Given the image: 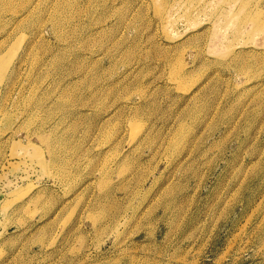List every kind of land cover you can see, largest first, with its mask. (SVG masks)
<instances>
[{
  "label": "rangeland",
  "instance_id": "374dc122",
  "mask_svg": "<svg viewBox=\"0 0 264 264\" xmlns=\"http://www.w3.org/2000/svg\"><path fill=\"white\" fill-rule=\"evenodd\" d=\"M156 1L0 0V264H264V0Z\"/></svg>",
  "mask_w": 264,
  "mask_h": 264
},
{
  "label": "bare ground",
  "instance_id": "6f19581e",
  "mask_svg": "<svg viewBox=\"0 0 264 264\" xmlns=\"http://www.w3.org/2000/svg\"><path fill=\"white\" fill-rule=\"evenodd\" d=\"M156 1V0H155ZM157 2V1H156ZM164 4H162V6H163ZM238 9V8H237ZM163 10V9H162ZM161 10V11H162ZM166 10V9H165ZM234 10H235V8H234ZM164 12H166V11H164ZM163 12V13H164ZM241 17V14L239 13V11L238 12H232L230 9H229V11H228V19L230 20V22H235L236 20H238L239 18ZM241 19V18H240ZM163 21L165 22V24H167V23H170L171 21H172V19H171V17L169 16V14H168V12L167 13H165V15H164V17H163ZM163 22V23H164ZM261 26H263L262 24L260 25H258L255 29H254V33L255 34H257V35H259L262 31H263V29H262V27ZM4 40V39H3ZM8 40V39H7ZM4 43V42H3ZM3 43H2V45H3ZM1 47V46H0ZM22 63V62H21ZM20 63V64H21ZM4 68V61H0V69H3ZM5 69V68H4ZM6 70V69H5ZM8 70V69H7ZM6 70V71H7ZM12 71V70H11ZM6 73V72H5ZM21 73V72H20ZM11 75V74H10ZM11 77V76H10ZM18 77H19V75H18ZM12 78V77H11ZM9 80V79H8ZM18 82V81H17ZM6 83V82H5ZM8 84V83H7ZM6 84V85H7ZM17 84V83H16ZM8 86V85H7ZM14 87V86H13ZM5 88V87H4ZM11 90H13V89H11ZM5 92V91H4ZM11 92V91H10ZM13 93V92H12ZM11 95V93L9 94V96ZM8 96V97H9ZM6 99V98H5ZM28 104V103H27ZM29 105V104H28ZM3 110V109H2ZM1 110V111H2ZM0 111V112H1ZM4 111V110H3ZM2 113V112H1ZM4 113V112H3ZM22 128V127H21ZM10 131V130H9ZM21 131V130H20ZM22 132V131H21Z\"/></svg>",
  "mask_w": 264,
  "mask_h": 264
}]
</instances>
